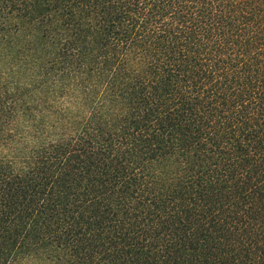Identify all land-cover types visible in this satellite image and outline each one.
<instances>
[{"label": "trees", "instance_id": "trees-1", "mask_svg": "<svg viewBox=\"0 0 264 264\" xmlns=\"http://www.w3.org/2000/svg\"><path fill=\"white\" fill-rule=\"evenodd\" d=\"M0 264H264V0H0Z\"/></svg>", "mask_w": 264, "mask_h": 264}]
</instances>
